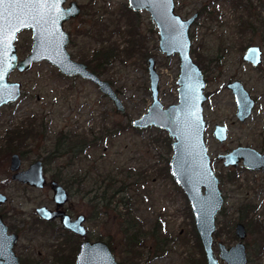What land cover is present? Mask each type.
Masks as SVG:
<instances>
[{
	"label": "rangeland",
	"instance_id": "374dc122",
	"mask_svg": "<svg viewBox=\"0 0 264 264\" xmlns=\"http://www.w3.org/2000/svg\"><path fill=\"white\" fill-rule=\"evenodd\" d=\"M74 1L81 7L82 13L65 23L64 28L70 38L67 50L72 58L78 60L80 55L89 56L93 48L98 47L96 42L80 33L92 23L86 10L91 15L97 12L104 18L107 15L115 18L123 5L128 4L127 0ZM174 1L176 13L184 19L198 12L189 29L190 52L206 78L204 140L224 198L222 209L215 218L213 251L219 260L218 242L225 246L233 245L237 241L234 226L241 222L247 231L244 239L247 264H264V241H259L260 233L255 230V223L259 224V221L264 226V175L242 167L233 171L216 158L237 145L257 144L264 149V84L256 80V73H249L241 58L243 50L249 45H261L264 51V0H241L245 7L234 6L233 0ZM203 7L206 9L202 10ZM152 24L148 12L140 11L136 42L141 41L142 44L131 49L134 52L130 57L120 54L119 58L104 66L101 75L117 92L124 112L117 111L95 84L80 77L64 76L45 61L35 63L23 72H11L9 80L21 84V94L15 102L0 107V149L6 146L9 132L15 129L22 131L33 124L31 126L38 135L24 139L21 150H15L21 158L20 169H25L34 160L43 161L49 155L60 132L96 138L70 167L83 183L79 190L76 186L66 188L69 198L63 209L72 217L85 215L89 239L111 241L109 247L119 264H205L188 201L181 188L167 174V161L172 153L165 141L167 133L158 134L152 130L155 127L138 131L131 126L132 120L140 117L151 102L148 57L155 59L160 78L159 97L164 107L177 102L179 58L177 54L166 57L159 52L158 34L152 31ZM119 30L112 34L109 41L117 44L119 50H124L127 41L122 32L126 30L123 25ZM31 42V30L18 34L15 45L19 59L30 52ZM262 68L264 71V64ZM233 80H239L247 87L253 86L258 91L256 95L262 96V105L255 114L260 120L245 125L236 123L234 98L226 88V83ZM215 123L227 126L228 137L224 143L213 137ZM252 128L256 134L253 137ZM154 137L158 140L155 141ZM257 137L263 142L257 141ZM10 155L0 153V193L7 197L0 210L5 212L6 221L22 234L26 232L20 249L32 264H60L55 263L52 255L61 236L53 238L48 235L49 232L43 233L41 226L34 225L37 221L36 207L54 209L50 186L46 184L38 189L12 180ZM49 160L51 163L44 167L47 179L51 180L55 169L62 167L65 170L63 166L67 157ZM110 175L116 179L113 188L125 178L127 192L116 195L108 209L101 205L97 207L99 214L95 213L92 217L94 190H89L98 185L106 186ZM84 190L89 193L85 194ZM120 198L128 202L127 206L133 210L146 232L140 241L139 254L131 259L123 249L119 214L124 213L127 206L119 203ZM249 204L255 206L252 213L247 212V209L251 210ZM154 226L157 234L166 238L162 253L156 251V239L150 235ZM261 233L264 234V229ZM62 235L68 236L67 233ZM75 242H80V239H75ZM219 264L225 262L219 260Z\"/></svg>",
	"mask_w": 264,
	"mask_h": 264
},
{
	"label": "water",
	"instance_id": "95a60500",
	"mask_svg": "<svg viewBox=\"0 0 264 264\" xmlns=\"http://www.w3.org/2000/svg\"><path fill=\"white\" fill-rule=\"evenodd\" d=\"M60 0L57 7H41L43 20L39 24L33 21L20 23L14 15L3 13L0 18V107L15 102L21 94V84L9 80L14 70L26 71L38 62L45 61L54 66L61 74L68 77H80L95 84L102 94L107 96L115 109L124 112L123 104L111 84L96 75L87 65L73 59L67 50L69 34L64 23L80 15V6L74 0ZM134 12L146 11L158 34V50L170 57L179 58L177 84V102L164 107L159 97V74L155 68V59L146 60L149 75V92L151 102L147 110L131 125L136 130L155 127L165 131L171 140V157L168 162L169 174L183 191L191 211L194 228L202 246L205 264H246V248L242 240L246 231L241 223L235 226V235L239 241L230 247L218 242L219 260L213 251V232L215 218L222 209L223 195L220 179L215 175L208 155L204 131L206 122L203 115V104L206 101V80L201 68L191 56L189 29L197 18V13L184 19L175 10L174 0H127ZM71 10V11H69ZM2 11V9H0ZM11 11V9L9 10ZM58 13H61L58 18ZM31 30L30 52L19 59L16 40L22 31ZM243 60L256 66L261 61V50L257 46L248 47ZM236 102V117L245 120L252 109L253 101L238 81L227 83ZM213 135L219 142L226 139V127L215 125ZM225 167H236L239 163L248 170H264V154L248 147H238L218 156ZM21 161L17 154L11 157L10 171L12 179L41 189L47 184L41 160H35L26 169L19 170ZM52 201L56 209L46 206L35 209L37 216L46 221L59 218L63 229L84 238L87 230L84 226V215L72 219L61 207L68 200L66 189L58 182L51 181ZM6 201L0 193V203ZM0 235L8 240L2 245L5 264H17L12 247L16 235H7L6 225L0 216ZM4 250V251H3ZM4 253V254H3ZM73 264H119L109 245L103 240L83 239Z\"/></svg>",
	"mask_w": 264,
	"mask_h": 264
},
{
	"label": "trees",
	"instance_id": "16d2710c",
	"mask_svg": "<svg viewBox=\"0 0 264 264\" xmlns=\"http://www.w3.org/2000/svg\"><path fill=\"white\" fill-rule=\"evenodd\" d=\"M233 5L236 7H245L241 3V0H233ZM86 13L91 17L90 20L92 21V23L90 24V26L85 28V31H82L80 33L96 42L98 44V47H94L92 52L89 53V56L80 55L78 61L86 64L88 69H90L96 75L101 76L105 70L104 66L119 58L120 54H123L124 56L126 55V57H130L134 52L132 51L134 47H140V44H142L141 41L136 42L137 37L139 36L138 28L140 26V12H134L129 8L128 5H123L120 12L115 18H112L110 15H107V17L104 18L103 15H98L97 12H94L91 15V12L89 10H86ZM112 14L114 15V13ZM121 25H123L126 30L125 32H122V36L125 37L127 41V47L124 50H119V46L117 44L109 41L112 34H114L115 32H120L119 29ZM154 27L155 26H153L152 24V31H155L156 33L157 30H155ZM31 125L33 124H30V126L22 131L15 129L9 132L8 134H10V136H8L9 141L6 144V148L9 149V147H12L14 140H16L17 142H21L26 138H35L38 133L35 132V128ZM152 130H154L158 134L163 133V130L158 128ZM95 139L96 138L88 139L84 137V135L78 133L71 134L69 132H60L54 147L43 161L44 164L47 165L48 162L51 163L50 160L48 161L49 158L55 159V157L57 158L59 156H65L67 157V160L65 166H63L65 170L62 167L55 169L51 174V178L61 183L65 188L76 186L78 190L81 189L83 183L82 178H80L78 174L72 173L70 167H73V165L75 164V159H79V156L83 154L85 148H88V146H92V144L95 142ZM154 140L157 141L158 139L154 137ZM165 141L170 150L171 141H169V137L167 135L165 136ZM166 170L167 174L169 175L168 161ZM106 182V186L98 185L96 186V188H92L89 190H94V195L91 198V202L93 204V210L91 214L92 217L95 216V213L98 216L99 212L97 211V207L101 205L104 209H108L115 199L116 195L122 194L124 193V191L127 192L128 186L125 182V178L119 181L120 185L116 188H113V185H115L116 183L115 177L110 175L109 177H107ZM83 192L85 194L89 193L88 190H84ZM128 198L130 199L131 197L129 196ZM119 203H122V206H127L128 204V202H126V200H124L123 198L119 199ZM115 207H117V205ZM119 215L122 220V222L120 223V230L123 233L124 237V253L130 259L133 257L135 258L139 254L140 241L144 237L146 232L143 231L142 225L133 214V210H130L128 206L125 207V212ZM34 225L41 226L43 229V233L46 234V232H49L48 235L52 236L53 238L61 236V240L59 241V243H57L55 250H53L54 253L52 256L55 263L57 262L60 264H73L78 249V243L75 242V239L77 238L72 234L62 232L60 227L53 223H47L43 220L38 219ZM255 225L256 232L258 231V233H260L262 224L255 223ZM156 229V226H154L150 230V235L156 239V251L162 253L164 251L163 243L165 242L166 238L158 235ZM61 232L63 234L67 233L68 236L64 237ZM198 242L200 249L202 250L201 243L199 240ZM110 243L111 241L107 242L108 245ZM203 263H205V257H203Z\"/></svg>",
	"mask_w": 264,
	"mask_h": 264
},
{
	"label": "flooded vegetation",
	"instance_id": "af4514ba",
	"mask_svg": "<svg viewBox=\"0 0 264 264\" xmlns=\"http://www.w3.org/2000/svg\"><path fill=\"white\" fill-rule=\"evenodd\" d=\"M68 6V2L65 4V7H67ZM80 9H81V7H80ZM204 9H206V7H203L202 8V10H204ZM81 13H82V11H80V15H81ZM194 13H197V17H198V12H194ZM200 13V12H199ZM79 15V16H80ZM78 16V17H79ZM78 17H76V18H78ZM76 18H73V19H70V20H68V21H66L65 23H67V22H70V21H72V20H74V19H76ZM64 23V24H65ZM65 29V28H64ZM68 33V32H67ZM18 37V36H17ZM69 40H70V38H69ZM262 40L264 41V38H262ZM191 41V40H190ZM70 42V41H69ZM251 46H257V47H259L260 48V50H261V61H260V63H258V65H256V66H254V65H252V63L251 62H247V61H244L243 60V54H244V52H245V50L248 48V47H251ZM243 54H242V61H243V63H245L246 64V66H247V70H249V73L251 74V75H253L254 73H256V80H260V82L261 81H263V84H264V71H263V64H264V51H263V49H262V47H261V45H249V46H247L244 50H243ZM192 56V55H191ZM72 57V56H71ZM74 59V58H73ZM194 60V59H193ZM78 61V60H77ZM195 62V61H194ZM83 63V62H82ZM196 63V62H195ZM197 64V63H196ZM199 66V65H198ZM200 67V66H199ZM201 68V67H200ZM201 70H202V72H203V74H204V71H203V69L201 68ZM101 77V76H100ZM204 78H205V74H204ZM205 80H206V78H205ZM251 80V79H250ZM233 81H238V82H240L242 85H243V87H244V89L247 91V93L249 94V96H250V99L253 101V106H252V109H251V112H250V114H249V116L245 119V120H243V121H240L237 117H236V111L237 110H235V118H236V123L237 124H239V125H245V124H247V123H249L250 121H253V122H256V120H260L259 119V117H256L255 116V114H256V112L260 109V106L262 105V103L260 102L261 101V99H262V96L261 95H256V93H258V91L256 92L255 91V89L253 88V86H251V87H247L246 86V84H244V83H242L241 81H239V80H233ZM230 82H232V81H230ZM227 83H229V82H227ZM227 83H226V85H227ZM227 88V87H226ZM228 89V88H227ZM232 93V92H231ZM205 94H206V92H205ZM233 95V94H232ZM206 98H207V95H206ZM233 98H234V96H233ZM234 102H235V99H234ZM204 104H205V102H204ZM204 104H203V109H204ZM235 106H236V102H235ZM237 107V106H236ZM203 115H204V112H203ZM218 123H215L214 124V127H213V130H212V134H213V131H214V129H215V125H217ZM218 125H224V124H218ZM225 127H226V139L223 141V142H219L218 141V139H216L215 137H214V135H213V137L219 142V143H224L226 140H227V137H228V129H227V126L226 125H224ZM250 132H251V135H252V137L253 136H255L256 134H255V131H254V129L252 128L251 130H250ZM262 135H263V132H262ZM249 136V135H248ZM8 141H9V139H8V137H7V143H8ZM23 141H25V140H22L21 142H17L16 140H14V143H13V145H12V147H9V149L8 148H6L7 147V145L5 146V147H3V148H1L0 149V153L1 154H5V153H7V155L9 154V153H11V155H10V161H9V171H10V164H11V157H12V155L13 154H17L18 155V157H19V159H20V161H21V158H20V155L17 153V152H15V150H21V147H22V142ZM257 141H260V142H263V139H260V138H258L257 137ZM6 143V144H7ZM17 147H19V148H17ZM238 147H248V148H251V149H254V150H256V151H258L259 153H261V154H264V149L262 148V146H259V145H257V144H245V145H237L236 147H234V148H232V149H230V150H228V151H225V152H223V153H220V154H218L217 156H216V158L217 159H219L218 158V156L219 155H221V154H224V153H227V152H229V151H231V150H233V149H235V148H238ZM17 150V151H18ZM219 160H221L222 161V159H219ZM35 161V160H34ZM33 161V162H34ZM42 161V160H41ZM31 164V163H30ZM29 164V165H30ZM21 165V164H20ZM28 165V166H29ZM42 165H43V171H44V174H45V172H46V168L44 167V161H42ZM222 165H223V161H222ZM224 166V165H223ZM225 167V166H224ZM240 167H242V169H244V170H248V169H246L244 166H242V164L241 163H239L236 167H233V166H229L228 168H233L232 170L233 171H235L237 168H240ZM26 169V168H25ZM19 170H24V169H20L19 168ZM248 171H259V172H262L263 173V175H264V170H262V169H258V170H248ZM11 172V179H12V174L14 173V172H12V171H10ZM46 175V174H45ZM46 178H47V176H46ZM13 180V179H12ZM15 181H17V180H15ZM51 181H56V180H54V179H52L51 178V180H48L47 179V184L50 186V182ZM17 182H19V181H17ZM56 182H58V181H56ZM19 183H21V182H19ZM59 183V182H58ZM21 184H23V185H28V184H24V183H21ZM61 184V183H60ZM62 185V184H61ZM28 186H30V185H28ZM63 186V185H62ZM30 187H32V186H30ZM64 187V186H63ZM35 188V187H34ZM65 188V187H64ZM51 189V188H50ZM66 189V188H65ZM67 191V190H66ZM68 193V192H67ZM6 197V196H5ZM69 198V197H68ZM6 200H7V197H6ZM68 201V200H67ZM6 202V201H5ZM5 202H3V203H0V205L1 204H4ZM67 203V202H66ZM65 203V204H66ZM64 204V205H65ZM64 205L61 207V209L64 211V212H66L67 214H69L67 211H65L64 209H63V207H64ZM249 207H251V210H249V209H247V212L248 211H250L251 213L254 211V208H255V206L254 205H252V204H249ZM248 207V208H249ZM37 208V207H36ZM35 208V209H36ZM54 209H56V207H55V204H54ZM54 209H52V210H54ZM4 214H5V212L4 211H1L0 210V216H1V219H2V221H3V223L6 225V233H7V235H16L17 236V239H16V241H15V244L13 245V247H12V251H13V253H14V255L16 256V258H17V264H32L33 262L26 256V254H24V251L23 250H21L20 249V245H21V241H22V237L25 235L26 236V232H24L23 234H22V232L19 230V229H17L16 227H14L13 225H11L10 224V222H8V221H6V217L4 216ZM37 215V214H36ZM70 215V214H69ZM78 215H81V214H78ZM77 215V216H78ZM83 215V214H82ZM71 216V215H70ZM77 216H75V217H72L71 216V218L72 219H74V218H76ZM84 217H85V215H84ZM36 219L38 220H43L44 222H47V223H53V224H55V225H57V226H59L60 227V229H61V231L62 232H67V233H69V234H72L74 237H76L77 239L79 238L80 239V242H78V248H79V245H80V243H81V241L83 240V239H88V240H90L89 239V233H88V230H87V233H86V236L84 237V238H80L79 236H77V235H75V234H73V233H71V232H69V231H67V230H65V229H63L62 228V226H61V224H60V221H59V218H56V219H54V220H52V221H46V220H44V219H41V218H39L38 216L36 217ZM35 219V220H36ZM254 220H257V219H255L254 218ZM85 221H86V217H85V220H84V226H85ZM255 222V221H254ZM237 223H241V222H237ZM236 223V224H237ZM236 224H235V226H236ZM243 226H244V224L243 223H241ZM259 224H262L260 221H259ZM235 226H234V235H235ZM86 227V226H85ZM244 228H245V231H246V227L244 226ZM262 229H264V226H263V224H262V228H261V230ZM61 232V234H63ZM246 235H247V231H246ZM258 235H260L259 236V241L261 242V240H262V243H263V241H264V234H262L261 232H260V234H258ZM235 237L237 238V236L235 235ZM246 237V236H245ZM245 239V238H244ZM244 239L242 240V242L244 243ZM239 241V239L237 238V241L233 244V245H235L237 242ZM7 242H8V240L6 239V238H4V236H1L0 235V249H3V248H1V246L4 244V245H6L7 244ZM244 245H245V243H244ZM230 246H232V245H230ZM230 246H226V247H230ZM245 248H246V245H245ZM4 251V250H3ZM77 252H78V249H77ZM4 254V253H3ZM77 254V253H76ZM246 257H247V262H246V264L248 263V254H247V248H246ZM218 258V257H217ZM6 263V259L3 257V255H2V250H0V264H5ZM74 263V262H73ZM37 264V263H36Z\"/></svg>",
	"mask_w": 264,
	"mask_h": 264
},
{
	"label": "snow or ice",
	"instance_id": "6c2138e0",
	"mask_svg": "<svg viewBox=\"0 0 264 264\" xmlns=\"http://www.w3.org/2000/svg\"><path fill=\"white\" fill-rule=\"evenodd\" d=\"M60 0H0V18L3 13L14 15L20 23L26 21H33L37 24L43 20L40 14V8L51 5L53 8L57 7ZM11 9V11H9ZM71 11V10H69ZM61 13H58V18Z\"/></svg>",
	"mask_w": 264,
	"mask_h": 264
}]
</instances>
